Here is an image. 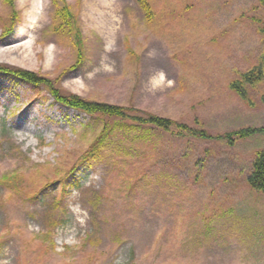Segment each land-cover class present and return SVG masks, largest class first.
<instances>
[{
  "label": "rangeland",
  "instance_id": "374dc122",
  "mask_svg": "<svg viewBox=\"0 0 264 264\" xmlns=\"http://www.w3.org/2000/svg\"><path fill=\"white\" fill-rule=\"evenodd\" d=\"M146 3L149 13L137 0H14L18 21L4 36L12 11L0 0V65L210 137L172 127L144 138L126 121L125 135L83 161L115 121L0 75V264H264V194L246 182L264 134L225 138L264 128V76L244 86L247 100L230 86L264 69V7ZM64 6L71 31L58 28ZM15 176L26 192L7 185Z\"/></svg>",
  "mask_w": 264,
  "mask_h": 264
},
{
  "label": "trees",
  "instance_id": "16d2710c",
  "mask_svg": "<svg viewBox=\"0 0 264 264\" xmlns=\"http://www.w3.org/2000/svg\"><path fill=\"white\" fill-rule=\"evenodd\" d=\"M139 5L149 13V7L145 0H137ZM260 6L264 7V0H257ZM4 4H6L10 10L12 11L8 22H2L3 34L4 36L9 35L12 32V28L15 23L18 21V13L15 10L14 0H3ZM56 4V0H53ZM58 17L63 21L62 25H59V29H68L71 31L74 29V18L72 13L69 11V6H64L57 11ZM261 32L264 33V17L262 20V28ZM0 75H5L8 77L15 78L24 82L25 84L32 86L36 89L39 87H44L51 97L63 107L73 109L75 111L82 112L88 116H99L101 118H109L113 119V121L105 124L102 129L100 135L96 138L93 144L88 148L87 152L84 155H81L83 161H88L89 158H98V149L104 144V142L108 140H113L115 135H118L121 131L123 134L126 132L128 125H126V121L132 122L133 129H136V133L140 136H155L158 131L162 133H168L174 127L179 130V134L184 131L192 132L193 135H196L202 139H209L210 137L203 131L196 132L191 131L185 125H180L170 119L154 116V115H146L141 117L140 115L130 116V110L128 108H124L117 105L106 104L102 102H95L85 100L79 96L73 94H65L61 90L56 89L53 82L48 78L41 76L40 74L26 71L23 69H13L0 65ZM264 76L263 65L259 64L250 70L240 73L238 79L232 82L230 85L232 89H234L237 94L243 99L247 100L248 95L244 86H253L257 82H259ZM117 127L115 129V127ZM122 128V129H119ZM128 131V130H127ZM257 134H264V128H246L234 133H229L225 136L226 139L229 140L230 145L234 144L237 140H245ZM125 135V134H124ZM74 172V169L68 171L67 176L71 175ZM66 176V177H67ZM64 177V178H66ZM62 179V181L64 180ZM7 179V178H6ZM246 182L248 185L264 194V150L260 151L256 154L254 161L252 162L250 172L247 175ZM7 185H11L12 187H16L18 189H22L23 191L25 186L23 184V180L19 179L18 176L12 177L6 181ZM49 181H47L46 185L43 188L51 185ZM38 187V186H37ZM37 187L34 190L29 188L28 197L31 199L37 198L38 189ZM26 192V191H25ZM40 193V192H39ZM26 194V193H24ZM60 223V222H59Z\"/></svg>",
  "mask_w": 264,
  "mask_h": 264
},
{
  "label": "bare ground",
  "instance_id": "6f19581e",
  "mask_svg": "<svg viewBox=\"0 0 264 264\" xmlns=\"http://www.w3.org/2000/svg\"><path fill=\"white\" fill-rule=\"evenodd\" d=\"M105 6V3H102L101 7L103 8ZM104 9V8H103ZM30 25H32V23H30ZM33 26V25H32ZM31 26V27H32Z\"/></svg>",
  "mask_w": 264,
  "mask_h": 264
}]
</instances>
